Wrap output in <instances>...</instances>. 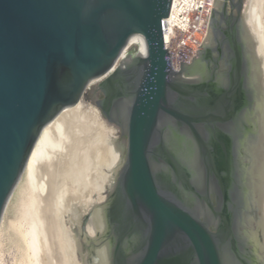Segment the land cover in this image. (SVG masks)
Here are the masks:
<instances>
[{"label":"water","instance_id":"obj_1","mask_svg":"<svg viewBox=\"0 0 264 264\" xmlns=\"http://www.w3.org/2000/svg\"><path fill=\"white\" fill-rule=\"evenodd\" d=\"M245 1L222 0L214 10L215 48L198 63L209 67L207 57L226 46L233 61L213 84L215 71L187 80L170 67L163 20L173 0H0V221L43 128L108 75L98 105L128 138L107 207L122 228L113 264H225L237 241L223 140L254 107ZM135 35L147 41V57L118 68ZM199 196L219 219L214 230L196 210ZM137 235L135 246L127 243Z\"/></svg>","mask_w":264,"mask_h":264},{"label":"bare ground","instance_id":"obj_2","mask_svg":"<svg viewBox=\"0 0 264 264\" xmlns=\"http://www.w3.org/2000/svg\"><path fill=\"white\" fill-rule=\"evenodd\" d=\"M212 1L215 4V9H220L222 0ZM244 20V38L251 57L252 85L256 93V106L251 116L249 115L248 121L256 127L257 132V139L245 144L244 151H246L245 155L249 160L245 185L254 197V201L257 203L255 205L260 211L259 219L251 217L248 222L246 235L252 247L254 264H264V0H247V4L245 1ZM133 47H136V54L130 53ZM147 53V41L143 37L135 35L122 51L117 67L126 68L136 57L146 58ZM203 75H205L204 67L197 62L193 68H187L183 72V76L187 80H198ZM107 78L108 75L96 78L89 87L98 83L101 85ZM97 106L99 108L98 104ZM98 108L89 105L82 97L77 104L63 108L41 131L21 176L7 200L0 221L1 234L9 201L14 196V192L23 184L24 188L21 192L28 198L24 197L20 216L12 222V226L21 237L23 246L21 259L16 264L48 263H45L43 258L49 251L47 249L48 234L44 228L48 217L53 221V230L50 231L56 240L54 242L57 247L55 250L58 251L56 264H83L76 251L81 249V245L72 228L67 224V217H70L74 225L82 228L87 210L91 212V216L87 222L86 230L83 229V231L86 239L89 240L87 242L92 243V247L96 249L98 259L95 264H113L111 241L105 240L104 237L108 231V220L106 205L103 202L107 198V193L112 190L110 203L113 199V193L117 190L118 177L116 181L114 172L124 166H121L124 152L123 147L118 146L114 139L115 128L109 125L110 123L105 120L101 109ZM98 134L102 135L100 140L95 139L97 142L92 140ZM89 139L96 143L94 146L90 144L92 149L86 150L84 158H81L83 162L81 161L80 164L76 160L77 158L71 160L67 164L68 167L62 171L64 174L60 177L61 181L54 195L50 190L51 192H47L44 197L48 189L46 187L48 182L37 181V170L41 166L53 167L56 160L58 161L62 158L61 155L66 153L72 142L75 141L79 145ZM86 143L88 141L84 143L85 146H87ZM45 174L44 176L48 175ZM42 178L44 177L42 176ZM49 193H52L53 197ZM47 200L49 204L43 206ZM54 254L56 253L54 252ZM53 259L52 262H55ZM52 262L50 264H54Z\"/></svg>","mask_w":264,"mask_h":264},{"label":"rangeland","instance_id":"obj_3","mask_svg":"<svg viewBox=\"0 0 264 264\" xmlns=\"http://www.w3.org/2000/svg\"><path fill=\"white\" fill-rule=\"evenodd\" d=\"M246 4H247V0H246ZM130 53L136 54L137 53L136 47H133L131 49ZM83 98L85 99V101L89 105L98 108L97 101H100L104 98V94L100 90V83L93 85L92 87H89L87 89V91L85 92ZM252 101H254V104H253L254 105L253 112H254V109L256 106L255 90H253ZM105 120L107 121V119H105ZM109 125L115 128L116 133L114 132V139L117 142L118 146L123 147L124 153H123V160L121 162V164H122L121 166H123L125 163V150L124 149H125V146L127 144L126 138L123 136L122 130L120 129V127H118V125H114L112 123H110ZM254 129L256 130V127H254ZM255 130H253V128H251V132H249L247 135L248 136L247 137L248 142H250V143L252 142L251 141L252 139H255V140L257 139V132ZM96 136L97 135H95V137H93L94 139H92V140L99 141L100 138L102 137V135H99V134L97 137ZM165 140L168 142V137ZM235 140L238 142L237 137L235 138ZM255 140H253V141H255ZM87 141H88V143H86L87 146H85L84 143ZM94 141L91 142V140L89 139V140H86L85 142H82L79 145H77L78 143H76L75 141L72 142L70 144V147H68L69 149H67L66 153H63V155H61V157L64 159L60 158L61 160L60 159L58 161L56 160L54 166L51 168H45V166H41L37 170L38 171V173L36 172L37 175L39 174V172L43 171L42 174L40 173L38 176L36 175V179L38 177L37 181H40V182L44 181L45 183L46 182L49 183V185H48V183H46L47 184L46 187L48 189L46 188L47 190L44 194V197L47 194V192H51V191L54 195L55 191L58 188L57 186L59 185V182L61 181L60 177H62L61 175L64 174V173H62V171L65 170L64 168L68 167L67 164L70 163V161L73 160L74 158H77L76 160H78V162L81 164V161L83 160L81 158H84L86 152L89 151V149L91 150L92 146H94V144L97 142V141L96 142H94ZM246 144H249V143H246ZM71 145H72V147H71ZM244 149H245V147H244ZM244 149L242 150V152H245V154H246V151H244ZM80 150H82V151H80ZM180 153H181V151H180ZM184 153H186V151H184ZM241 155H243V153ZM239 160L242 161L241 159H239ZM58 163H59V165H58ZM120 169H121V167H120ZM120 169H117L114 172L115 179L118 177ZM44 172L47 173L48 175L45 174ZM240 173L241 174L238 176L239 180H240V182L238 181V185H237L238 191L235 193L232 191V194L230 195V201L234 207V218H233L234 219L233 220L234 221V234H235L234 239L237 241V249L232 248L231 247L232 244L228 243V248L224 251L225 264H254L253 255H252V247H251V244L249 243V239L246 235V228L248 227V220L250 221L249 217H250V214L254 213V209H253L252 205H250V203H249L247 188H246V185L244 183V171L242 168H241ZM44 174L47 176H44ZM42 176L44 178H42ZM39 178H40V180H39ZM116 181H117V179H116ZM49 186H50V189H49ZM53 187L56 189H54ZM212 187H214V186H212ZM23 188H24V186L22 184L17 189V191L14 192L15 193V194H13L14 196L12 195L13 197H11V201H9V204H8L9 207L7 206L4 223H3L1 234H0V262H1L0 264H16L20 261L21 255L23 253V250H22L23 246H22L21 237L18 234L17 230H15L14 227L12 226V222L16 221L17 218H19L18 216H20V212H21L20 208L21 207L23 208V206L21 204L25 200L24 197H27L26 195L22 194V192H21V190ZM202 189H203V186L199 187V191H201ZM112 192L113 191L111 190L109 193H107V198L103 202V204H106L108 202V200L110 198V194ZM52 193H49V195L52 196ZM254 200L255 199L252 196V202H254V204H257ZM47 203H48V200L46 203H43V206L47 205ZM239 207H240V209H239ZM236 209H239V210H236ZM196 210L201 215V217L203 219H205L209 222V224L213 230L216 229V224L219 223V219L215 218L213 215V212L206 205H204L203 202H201L200 196H199V200H197ZM90 216H91V212H89V210H87L85 212L84 223H83L84 225L82 228H80V226H78V225H74V223L70 220V217H67V220H68L67 224L72 228L75 236L78 238L79 243L81 245V249H77L76 251H77L78 258L81 260V262L83 264H95L97 259H98L96 249H94L92 247V243L89 242L91 244L90 245L87 242L89 240L86 239L84 231H83V229L86 230V228H87V222L89 221ZM52 222H53L52 219H50V217H48V219H46V223H45V227H44L46 229L47 234H48V236H47L48 237L47 238V241H48L47 242V249L49 250V251H47V249H46L48 254L43 256L44 262L45 263L48 262L46 264H50L54 257H55L54 258L55 262H52V263L56 264L57 253H58V251L56 252L57 247H56V244L54 243L56 240H55V238H53L52 232H51L53 230V223ZM51 243H52V245H51ZM52 246H53V248H52ZM55 248H56V250H55ZM50 251H51V253H49ZM54 252L56 254H54ZM50 254H51V256H50ZM46 256L47 257L49 256L50 258L52 257V259H50L48 257L51 262L48 260V258Z\"/></svg>","mask_w":264,"mask_h":264},{"label":"built area","instance_id":"obj_4","mask_svg":"<svg viewBox=\"0 0 264 264\" xmlns=\"http://www.w3.org/2000/svg\"><path fill=\"white\" fill-rule=\"evenodd\" d=\"M214 10L212 0H173L169 17L163 20L165 48L173 73L184 78V70L211 44Z\"/></svg>","mask_w":264,"mask_h":264},{"label":"flooded vegetation","instance_id":"obj_5","mask_svg":"<svg viewBox=\"0 0 264 264\" xmlns=\"http://www.w3.org/2000/svg\"><path fill=\"white\" fill-rule=\"evenodd\" d=\"M210 48H215V45L213 42L204 51H206L207 49H210ZM201 56H202V54L195 61V63L196 62L198 63L200 61ZM232 56H233V54H231V52L228 50V47L226 46L225 49H223V51H220L219 53L212 52L211 55H209L207 57L209 67L205 68V66L203 65L204 73L206 74V71H207L209 76H210V75H212L211 73H213L215 71L216 74H215V79H214L213 84H217L218 81L222 82V78L223 77L226 78V76H223V75H225L231 71L230 64L233 61ZM194 64L192 66H194ZM216 69H217V71H216ZM216 76H217V79H216ZM213 86H215V85H213ZM208 89H210L211 91L213 90L212 87H208ZM218 95H216L212 98L214 100L213 103H216L217 101H219V99H221V96H218ZM105 100H106V96L104 95V98L100 101H97V104L99 102H104ZM243 103L245 105L249 104L248 97L246 98V100L245 99L243 100ZM242 107H243V105H242ZM248 117H249V115H248ZM248 122H246V119L243 118V115L239 116V118L236 119V125L234 126V128L225 132L227 138H224V140H223L224 146H226V156H227V160H228L227 172L229 174V181L235 182L234 183V191H233L234 193L238 191L237 185H238V181L240 182L238 176L241 174L240 173L241 168L244 169V183L246 184L245 177H246V171H247V166L249 164V160L246 158L247 156L245 155L244 152H242V150L244 149L246 143H250V142H248V138H247L248 136L247 135L249 132H251V130L248 129V127L249 128H251V127H250ZM122 134H123V131H122ZM124 137L126 138V141L128 144V138L126 136H124ZM236 137L238 139V142L235 140ZM253 140H255V139H252L251 141L254 142ZM127 144L125 146V160H126V154H127ZM155 145H157V142L155 143ZM221 150H222V147H221ZM224 151H225V149H224ZM222 153H223V150H222ZM242 153H243V155H241ZM239 159H241L242 161H240ZM228 184H229L228 187L232 186L231 183H228ZM246 188H247L249 203H250V205H252V207L254 209V213L250 214L249 219H251V217L259 219V217H260L259 208H257L255 206L254 202H252V195L249 192L247 185H246ZM110 196H111V194H110ZM212 199L214 200L215 204H218V199L216 198V194H212ZM109 201H110V198H109L108 202L105 204L106 210H107V205H108ZM239 209H240V207H239ZM239 209H236V210H239ZM107 220H108V231L105 233L106 236H104V237H105V240L111 241L112 261H113V251L116 249V246L118 243L117 232L121 231L122 228H116V225L118 224V221H119L117 211L114 210L110 215H108V212H107ZM248 222H249V220H248ZM139 236L140 235H137L136 237L129 239L127 243H129L132 246H135L137 241H138ZM113 242H114V246H113Z\"/></svg>","mask_w":264,"mask_h":264}]
</instances>
